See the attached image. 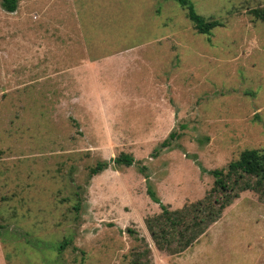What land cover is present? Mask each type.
Listing matches in <instances>:
<instances>
[{
  "label": "rangeland",
  "instance_id": "obj_1",
  "mask_svg": "<svg viewBox=\"0 0 264 264\" xmlns=\"http://www.w3.org/2000/svg\"><path fill=\"white\" fill-rule=\"evenodd\" d=\"M192 1L224 26L197 33L177 0L0 1V264H128L137 236L152 264H264L257 176L234 171V199L181 253L146 223L264 148V0ZM122 152L135 162L115 166Z\"/></svg>",
  "mask_w": 264,
  "mask_h": 264
},
{
  "label": "trees",
  "instance_id": "obj_2",
  "mask_svg": "<svg viewBox=\"0 0 264 264\" xmlns=\"http://www.w3.org/2000/svg\"><path fill=\"white\" fill-rule=\"evenodd\" d=\"M2 7L8 12L17 10L20 0H0ZM186 10L187 17L193 23L197 33L211 35L213 30L224 23L216 18H207L197 12L192 0H177ZM250 13L255 19L264 22V6H258L251 9ZM180 134L176 130H172L167 138L161 143V148L172 146L173 139ZM160 148L154 150V155L160 153ZM117 167L130 166L135 162V158L126 152L120 153L112 160ZM110 160H99L95 165L90 167V177L102 172L110 166ZM147 168L141 167V171L145 173ZM247 173L250 176H257L259 184L264 183V148L259 150L242 151L236 160L231 161L227 167L213 170L215 176V190H212L202 199L191 202L179 209H170L162 204V211L154 216L147 218L146 223L153 235L157 247L170 254H178L185 251L189 246L193 245L199 236L207 230V228L217 221L225 207L232 202L233 194L228 199V192H234L230 180L234 178L238 172ZM233 172V173H232ZM229 179V182H228ZM226 192V193H225ZM148 193L151 198L160 203V198L149 186ZM138 243L133 246L128 255V264H152V252L147 240L144 237H135ZM64 247V244L60 248Z\"/></svg>",
  "mask_w": 264,
  "mask_h": 264
}]
</instances>
